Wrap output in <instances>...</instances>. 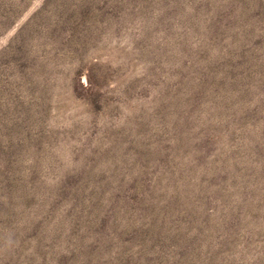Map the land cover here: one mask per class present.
Segmentation results:
<instances>
[{
	"label": "rangeland",
	"instance_id": "obj_1",
	"mask_svg": "<svg viewBox=\"0 0 264 264\" xmlns=\"http://www.w3.org/2000/svg\"><path fill=\"white\" fill-rule=\"evenodd\" d=\"M0 264H264V0H0Z\"/></svg>",
	"mask_w": 264,
	"mask_h": 264
}]
</instances>
